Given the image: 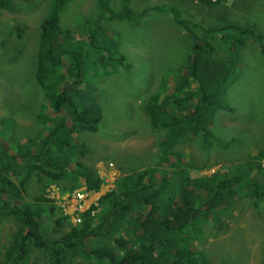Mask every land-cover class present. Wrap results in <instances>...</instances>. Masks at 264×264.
<instances>
[{"label": "rangeland", "instance_id": "374dc122", "mask_svg": "<svg viewBox=\"0 0 264 264\" xmlns=\"http://www.w3.org/2000/svg\"><path fill=\"white\" fill-rule=\"evenodd\" d=\"M49 2L14 0L12 8L0 10V117L11 115L16 120L12 127L8 123L0 126V137L9 147L11 140L27 144L30 137L47 130V119L55 115L50 112L51 100H47L35 77L39 26ZM165 3L186 9L191 19L206 26L232 22L254 29L264 38V0H220L213 5L198 0H137L134 5L141 9ZM62 18L71 46L89 60L85 83L78 89L75 101L80 103V109L98 105L104 111L97 132L77 129L71 134L74 141L78 137L94 149L80 158L93 162L105 179L99 190H92L97 199L115 185L121 174L147 165L161 164L173 179L179 164L182 171L178 170L179 176L173 180L178 182L185 174L189 178L209 175L226 170L230 162L238 165L248 156L251 160L252 155L264 152V39L236 29L219 34L217 46L224 52L233 46L237 66L213 99L208 124L211 134L206 136V130L195 131L187 125L184 141L169 145L184 153L179 163L178 155L172 153L167 159L160 150L159 140L166 136V127L153 125L142 109L149 97L143 95L169 72V80H175L173 86H196L192 79H185L192 48L188 32L167 11L151 9L142 19L131 22L105 15L99 0H70ZM19 25L26 27L22 36L14 29ZM92 34L96 39L91 41ZM65 63L69 64L67 60ZM155 97L161 119L170 118L181 104L164 92ZM241 170L245 173L244 183L237 187L236 199L205 216L201 222L204 232L193 240L208 264H264V198L246 189L253 179L264 183V174L257 166L251 167L249 176L246 167ZM40 177L34 175L27 199L41 192L55 200L59 197L57 203L63 213L72 215L76 199L73 206L72 202L68 206L60 196L69 192L67 188L73 196L75 189L83 186L72 185L78 176L68 172L67 181ZM263 190L260 185L259 191ZM92 202L89 199V205L98 200ZM70 221L73 222L71 216ZM52 224H56L55 219ZM17 227L18 221L12 217L0 223V264L5 244ZM135 236L127 234L132 246H136ZM92 243L88 240V244L93 246ZM32 257L33 264H48L41 250H34ZM73 264L98 263L92 258L77 257Z\"/></svg>", "mask_w": 264, "mask_h": 264}, {"label": "trees", "instance_id": "16d2710c", "mask_svg": "<svg viewBox=\"0 0 264 264\" xmlns=\"http://www.w3.org/2000/svg\"><path fill=\"white\" fill-rule=\"evenodd\" d=\"M69 1L50 0L39 26L35 77L47 100H51L50 112L55 115L47 119V130L30 137L27 144L11 140L12 147H9L0 137V223L5 217L18 221V227L2 251L1 264H33L34 250H41L48 264H73L77 257L92 258L98 264H208L193 242L204 232L201 222L205 216L236 199V189L244 183L245 173L241 167H246L248 176L254 166L264 174L261 161L264 152L257 157L252 155L251 160L250 156L241 160L238 164L241 167L230 162L226 170L197 178L185 174L178 182L173 180L179 176V164L180 168L174 169L177 175L173 179L156 163L121 174L97 204L93 203L82 212V221L78 224H73L55 198L45 196L44 192L27 199L34 175L49 181H67L68 172H72L78 176V181L72 185H83L88 190H99L105 181L93 162L80 158L92 153V146L78 137L75 141L71 137L77 129L97 132L104 111L98 105L80 109V103L75 101L78 89L85 83L89 60L82 51L71 46L64 29L62 16ZM136 1L99 0V4L105 15H117L131 22L142 19L151 9L167 11L192 40L185 79H192L196 86L187 89L177 88V83L173 86L175 80H169V72L143 95L144 98L149 96L143 103L144 115L150 117L153 125L166 127V136L159 140L162 154L167 159L171 158L170 154H176L181 163L184 153L169 145L184 141L187 125L195 131L206 130V136L211 134L208 124L215 104L213 99L237 66L235 48L232 46L224 52L217 46L219 34L236 29L260 40L264 38L254 29L232 22L206 26L191 19L186 9L174 4L147 5L138 9L134 5ZM198 1L213 5L220 0ZM13 3L14 0H0V10L12 8ZM14 29L20 36L26 31L24 25ZM90 39H96L95 34ZM262 49L264 53V45ZM163 92L174 96L181 104L170 118L161 119L160 104L155 96ZM7 123L12 127L16 120L11 115L0 117L1 127ZM260 185L264 187L262 181L253 179L246 189L263 199L264 190L259 191ZM54 219L56 224H52ZM127 234L136 235V246L131 245ZM88 240L94 242L93 246Z\"/></svg>", "mask_w": 264, "mask_h": 264}, {"label": "built area", "instance_id": "2783aa9c", "mask_svg": "<svg viewBox=\"0 0 264 264\" xmlns=\"http://www.w3.org/2000/svg\"><path fill=\"white\" fill-rule=\"evenodd\" d=\"M94 192L95 191L87 190L85 186H81L75 189L73 196L70 191L65 192L62 196H60L68 206H70L71 202V205L73 206L76 199V203L72 209V215H70L72 217L73 223L77 224L82 221L81 212L90 206L89 199L93 200V202L97 200V195H94ZM57 193L59 196V192ZM58 198L59 197L56 198L57 201Z\"/></svg>", "mask_w": 264, "mask_h": 264}, {"label": "clouds", "instance_id": "9594fccd", "mask_svg": "<svg viewBox=\"0 0 264 264\" xmlns=\"http://www.w3.org/2000/svg\"><path fill=\"white\" fill-rule=\"evenodd\" d=\"M50 181H52V180H50ZM81 187V186H80ZM86 187V186H85ZM77 188V187H76ZM87 189V188H86ZM88 190V189H87ZM66 191H70V189H68V190H66ZM96 191V190H95ZM51 198H55V197H51ZM98 200V199H97ZM56 202H58L57 200H55ZM59 204V203H58ZM97 204V203H96ZM89 208V207H88ZM87 209V208H86ZM84 211V210H83ZM82 211V212H83ZM82 212H81V214H82ZM73 223V222H72ZM73 224H76V223H73ZM78 224V223H77Z\"/></svg>", "mask_w": 264, "mask_h": 264}]
</instances>
